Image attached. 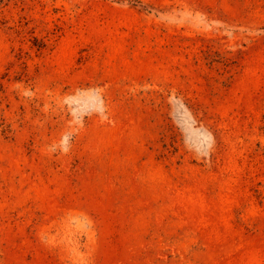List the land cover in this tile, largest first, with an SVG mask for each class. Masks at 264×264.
Returning <instances> with one entry per match:
<instances>
[{"label":"rangeland","instance_id":"rangeland-1","mask_svg":"<svg viewBox=\"0 0 264 264\" xmlns=\"http://www.w3.org/2000/svg\"><path fill=\"white\" fill-rule=\"evenodd\" d=\"M0 264H264V0H0Z\"/></svg>","mask_w":264,"mask_h":264}]
</instances>
